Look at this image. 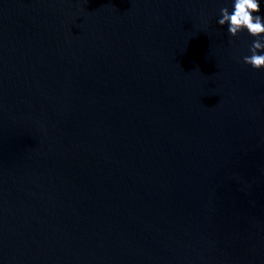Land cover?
Returning <instances> with one entry per match:
<instances>
[{"label": "water", "instance_id": "1", "mask_svg": "<svg viewBox=\"0 0 264 264\" xmlns=\"http://www.w3.org/2000/svg\"><path fill=\"white\" fill-rule=\"evenodd\" d=\"M225 6L0 0V264H264V69Z\"/></svg>", "mask_w": 264, "mask_h": 264}, {"label": "clouds", "instance_id": "2", "mask_svg": "<svg viewBox=\"0 0 264 264\" xmlns=\"http://www.w3.org/2000/svg\"><path fill=\"white\" fill-rule=\"evenodd\" d=\"M259 0H233V10L227 6L220 9L218 24L227 25L232 37H238L245 30L256 37L249 47L250 55L243 57V62L252 68L264 69V16L259 15Z\"/></svg>", "mask_w": 264, "mask_h": 264}]
</instances>
